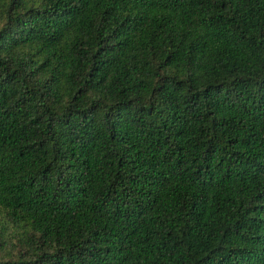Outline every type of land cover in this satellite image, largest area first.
<instances>
[{"label":"trees","instance_id":"obj_1","mask_svg":"<svg viewBox=\"0 0 264 264\" xmlns=\"http://www.w3.org/2000/svg\"><path fill=\"white\" fill-rule=\"evenodd\" d=\"M0 264H264V0H0Z\"/></svg>","mask_w":264,"mask_h":264},{"label":"rangeland","instance_id":"obj_2","mask_svg":"<svg viewBox=\"0 0 264 264\" xmlns=\"http://www.w3.org/2000/svg\"><path fill=\"white\" fill-rule=\"evenodd\" d=\"M9 234H10V231H8V233H6V236L9 238Z\"/></svg>","mask_w":264,"mask_h":264}]
</instances>
